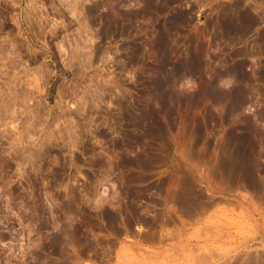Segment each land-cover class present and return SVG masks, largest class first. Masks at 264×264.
I'll list each match as a JSON object with an SVG mask.
<instances>
[{
	"label": "rangeland",
	"instance_id": "obj_1",
	"mask_svg": "<svg viewBox=\"0 0 264 264\" xmlns=\"http://www.w3.org/2000/svg\"><path fill=\"white\" fill-rule=\"evenodd\" d=\"M53 249L264 264V0H0V264Z\"/></svg>",
	"mask_w": 264,
	"mask_h": 264
},
{
	"label": "flooded vegetation",
	"instance_id": "obj_2",
	"mask_svg": "<svg viewBox=\"0 0 264 264\" xmlns=\"http://www.w3.org/2000/svg\"><path fill=\"white\" fill-rule=\"evenodd\" d=\"M128 190L129 189H120L122 195L123 196H127V197H125L126 200L133 199V198H131V196L134 193H136V194H134V196L137 195V197L143 194V193H141V192H139L138 190H135V189H132L130 192H128ZM145 191L147 192V190H145ZM152 191H154V190H152ZM127 193H130V194H127ZM159 195H161V196L160 197L155 196L156 197V202L158 204L157 205V209L154 212L149 213V217L148 216H143L142 218L145 221L149 222V226H152V224L162 225L163 222H166L167 224L169 223L171 225V224H173L174 221L175 222L180 221V218L178 217L179 216L178 214H174L173 213L172 216H171V215H169V213H166V211H164L165 208H166V205H165L166 195H165V193L163 192L162 189L159 192ZM179 207H180V205H179ZM79 208L80 209L82 208V209H81V215L80 214L78 215V219L82 221V223H81V225L83 226L82 230L85 232L87 230L85 226H87L88 221H87V219H85V220L81 219L80 216L84 218V217H87V216L89 217L90 214L88 213V211L83 206H79ZM179 214L181 216L182 215L184 216L183 213H179ZM74 215H76V214L74 213ZM103 215H105V214H103ZM103 215H102V217H103ZM134 215H136V214H134ZM93 217H95V216H93ZM132 222H133L132 217H129V220L127 221V223H128L127 226L132 225ZM133 228L134 229L137 228V225H135V223H133V226L130 229V233L131 232L133 233ZM79 239L81 240L80 242L83 244V245H79L78 246L79 254L80 255H89V254H91L89 252L90 247H89L88 240H86L84 242L83 238L79 237ZM101 247L102 246H99V248L101 249L99 251V254H102V257H103L104 252H103V249ZM56 249L59 250L58 246L56 247ZM58 253H59L58 251H54V249H53L52 254H51V258H52V263L51 264H58V258H59L58 257L59 254ZM73 255H74L73 253L68 252L67 253V259H65V260L64 259H60V260H62L64 263H67V264L73 263V257H74Z\"/></svg>",
	"mask_w": 264,
	"mask_h": 264
},
{
	"label": "bare ground",
	"instance_id": "obj_3",
	"mask_svg": "<svg viewBox=\"0 0 264 264\" xmlns=\"http://www.w3.org/2000/svg\"><path fill=\"white\" fill-rule=\"evenodd\" d=\"M189 197H187V196H185V195H181V196H179V195H176V201H177V203L180 205V207L182 208V213L185 215V216H193V215H195V213L197 212V210H199V208H201V205L199 204V203H196V202H191L189 199H188ZM111 213V212H110ZM118 213V212H117ZM166 213H168L167 211H166ZM169 215H170V213H169ZM103 216H105V215H103ZM122 216H123V214L121 213V212H119L118 214H116L115 212H114V214L112 213V214H108V215H106L105 217H107L108 218V220H109V222L111 223V225L112 226H115V228H116V231H119V223L121 222V218H122ZM128 221V220H127ZM174 223V222H173ZM167 223L166 222H163V224L162 225H166ZM169 224V223H168ZM127 225H128V223H127ZM126 226V225H125ZM167 226V225H166ZM73 233V232H72ZM174 232H165V234H166V236H171L172 234H173ZM74 234V233H73ZM75 236H73V235H71V238H70V240H68L69 242H68V244H74L75 243V241L77 240V238L76 237H78V236H76L75 238H74ZM75 240V241H74ZM78 241H81L80 239H79V237H78ZM77 241V244L79 243ZM81 243V242H80Z\"/></svg>",
	"mask_w": 264,
	"mask_h": 264
}]
</instances>
